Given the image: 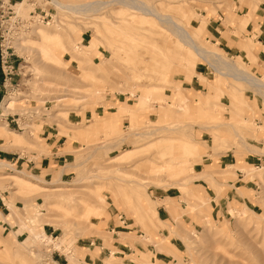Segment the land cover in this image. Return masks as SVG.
I'll return each mask as SVG.
<instances>
[{
	"label": "rangeland",
	"instance_id": "rangeland-1",
	"mask_svg": "<svg viewBox=\"0 0 264 264\" xmlns=\"http://www.w3.org/2000/svg\"><path fill=\"white\" fill-rule=\"evenodd\" d=\"M26 1L19 13L23 26L4 31L19 56V88L1 110L14 114L17 128L0 118L4 148L50 155L39 132L44 123L57 124L65 135L63 151L72 156L39 175L0 161L6 195L0 264H52L53 249L71 248L79 238L115 240L105 226L110 218L122 231L118 238L131 239L134 254L127 264H264V157L249 158L252 164L243 160L249 153L264 155V94L211 66L215 54L264 81V73L251 70L257 45L243 38L238 24L264 0H137L169 15L196 46L213 53L207 60L157 17L118 2L78 15L38 1L50 24H33ZM215 21L244 39L245 53L227 57L209 41L204 25ZM199 63L207 68L205 76L196 71ZM193 75L201 83L198 92L189 89ZM118 101L130 106L116 107ZM87 110L92 119L69 121L70 111ZM227 153L238 162L219 169L214 160ZM238 169L247 190L235 189L227 198L234 186L227 181L237 179ZM197 178L204 186L192 185ZM158 188H172L184 200L168 224L154 217L160 201L152 193ZM45 223L55 228L53 237L45 235ZM73 259L68 253L69 264ZM116 262L111 256L104 264Z\"/></svg>",
	"mask_w": 264,
	"mask_h": 264
},
{
	"label": "crops",
	"instance_id": "crops-1",
	"mask_svg": "<svg viewBox=\"0 0 264 264\" xmlns=\"http://www.w3.org/2000/svg\"><path fill=\"white\" fill-rule=\"evenodd\" d=\"M257 6V3H254L253 6H250V9L241 15H244L245 17L240 18L238 24L241 25V31L243 32L245 30L246 32L243 38L245 39L246 37H250L257 45L256 50L253 52V55L250 56L255 60V63L251 65V70H253L255 74L261 75L262 73H264V2H261L258 8ZM250 16L251 18L249 19ZM225 22H227L226 18ZM206 23L204 27L207 32V38L212 44L217 46L218 49H221L227 57L229 56L231 58H234L237 55L243 54V52L245 53V48L242 47V42L244 41V39H240L235 34L228 32L226 27L223 26L221 22L217 23L215 21L213 23ZM246 56L249 57L248 55ZM206 69L207 68L204 64L199 63L196 66V71L198 73H201L202 75L208 73ZM14 80H16V75L14 77ZM188 85L189 89H193L196 92L200 91L199 86H201V83L198 75H193L191 82L188 83ZM2 100V71L0 67V113H2V104L4 103ZM256 100L258 103V98ZM121 104L127 107L130 106L125 102L118 101L116 103V107L120 106ZM93 114L94 113L89 110L85 111L83 114L81 112L70 111L68 114V118L69 121L75 125L81 123L84 118L85 120L92 119ZM0 118H4L3 120H5V122H3L6 124V126H12L13 129L17 128L14 121L18 120H14V114L4 115L2 113L0 114ZM39 136L44 140L45 145L49 147V152L51 154H42L39 156V158H37L38 153L32 152V154L30 155L31 157H29L28 155H23L17 150L12 151L4 148V145H6L8 141L5 140L6 137L4 130H0V161L6 163L5 168H8L10 170L18 168L19 170H26L30 171L32 174L36 173L39 175L43 173V170H48L50 167L53 168L58 166L59 164L64 165L63 162H65L67 159H71L70 157L72 156V154L70 152L67 153L63 151L66 145L65 135L60 134V130L57 124H42ZM74 144H76L75 140L70 143V145ZM263 157L264 155L249 153L243 157V160L247 164H252L249 161L250 159L257 161L262 159ZM235 158V154L233 155L232 153H227L220 156L218 161L216 159L214 161H216L218 168L220 169L219 166H221L222 169L225 168L228 164L238 162V160H236ZM236 175L237 179H235L234 181L229 179L227 181L234 183L233 188H229V190L226 191L227 198L231 197L230 194L232 193V191H235V189H237L240 194L247 190V188L244 187L243 184L239 183L242 180V178H240V176H242L241 170H236ZM203 181L205 180L197 178L192 185L196 188L202 187L204 186L202 183ZM233 198H235V200L233 201H236V197ZM152 199L160 201V204L156 207L157 216L155 215L154 217H157L158 221L164 224H168L174 221L175 217L173 210L181 209V205L184 202V200L181 199V193L175 191L172 188H168L167 190H161L158 188V190H154L152 193ZM5 200V193L4 191L0 190V208L6 206ZM119 219H122V215L119 216ZM121 222L124 223L125 220L123 219L121 220ZM44 226L45 227H43V231L45 235L53 237L55 228H51V224L47 223H45ZM105 226L107 228L112 227V230L114 231L113 237L115 235V240H103L99 235L79 238L71 248L67 249L65 247H60L58 249H53L52 252L49 253L51 257V260L49 261H51L52 264H69L67 260V254L70 253L71 255H74L73 264H104V261L109 259L111 256H113L117 260V264H127V261H129L127 256H129L130 253L134 254V250L131 248L129 243V240L131 239L129 238V240L122 241L120 240V238H118L117 233L122 231H115L119 226L115 224V221H113L112 218L107 221V224ZM164 229H162L163 233ZM125 239H128V237H125ZM174 246L176 247V245ZM168 261L169 260L165 259H157V262L159 264H168Z\"/></svg>",
	"mask_w": 264,
	"mask_h": 264
},
{
	"label": "bare ground",
	"instance_id": "bare-ground-1",
	"mask_svg": "<svg viewBox=\"0 0 264 264\" xmlns=\"http://www.w3.org/2000/svg\"><path fill=\"white\" fill-rule=\"evenodd\" d=\"M25 1L20 0V1H17L16 3L12 4L13 8L16 6V8H14V11L16 12V14L18 16H20L19 15L20 8L22 6H24ZM49 2H51V4L53 6H55L58 10H62V11H66V13L69 12V13L78 14V15H85L88 11L97 12L101 8H103L104 6H106L108 4L118 2L121 5L124 4L125 6H127L129 8L138 10L139 12H141L144 15H151V16L153 15L154 17H157V19L161 23L168 25L169 30L178 37L179 41H181L180 42L181 44L183 43L184 45L191 48L193 51H195L203 59L207 60L208 56H210V54H213V53H209V52L199 48L198 46H196L194 44V42L192 41L189 33L184 28H182L179 24H177L169 15L160 14L158 12H155L153 8H151L148 5L142 4L141 2H138L137 0L95 1L92 3L77 4V5H68V4L62 3L59 0H49ZM48 24H50V22ZM20 39L21 38L19 37L17 39V41H19ZM211 62H213V65H211V66L215 70H217L218 72L220 69H224V70H226L227 75H229L235 79L245 80L246 82H248V84H250L255 89H257L258 91H260L264 94V81L263 80L258 79L256 77L250 75L249 73H246V72L238 69L235 66V64L231 63V61L228 62V61L224 60L222 57H219L215 54L213 55ZM10 97H6V100L10 99ZM51 241L55 242L53 239Z\"/></svg>",
	"mask_w": 264,
	"mask_h": 264
},
{
	"label": "built area",
	"instance_id": "built-area-1",
	"mask_svg": "<svg viewBox=\"0 0 264 264\" xmlns=\"http://www.w3.org/2000/svg\"><path fill=\"white\" fill-rule=\"evenodd\" d=\"M11 1L12 0H0V67L2 71V101H4L6 97L13 95L14 93H12V91H16L19 88V83L14 80L15 75L19 74V67L16 63L19 56L17 55L15 48H12V46L8 44L9 42H6L4 37V31H9L11 34L12 32H15V30H12V27L20 28L23 26L22 19H20L21 17L13 10ZM38 1L43 0H28L30 6L33 7V15H31L32 18L30 19L34 22L33 24L42 23L45 20L48 21L51 17L40 7V2ZM36 10H38L39 13H37ZM11 18L12 20H10ZM8 21L11 22L8 23Z\"/></svg>",
	"mask_w": 264,
	"mask_h": 264
}]
</instances>
